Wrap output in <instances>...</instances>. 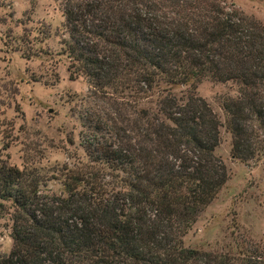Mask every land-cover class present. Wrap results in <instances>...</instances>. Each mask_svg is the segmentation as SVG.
Instances as JSON below:
<instances>
[{
  "label": "trees",
  "instance_id": "16d2710c",
  "mask_svg": "<svg viewBox=\"0 0 264 264\" xmlns=\"http://www.w3.org/2000/svg\"><path fill=\"white\" fill-rule=\"evenodd\" d=\"M57 1L68 78L107 110L80 114L86 161L49 178L9 164L1 144L11 246L0 264H264L256 245L232 254L182 241L228 178L219 128L232 159L264 158V24L224 0ZM204 80L233 87L218 98L222 122L196 94Z\"/></svg>",
  "mask_w": 264,
  "mask_h": 264
},
{
  "label": "rangeland",
  "instance_id": "374dc122",
  "mask_svg": "<svg viewBox=\"0 0 264 264\" xmlns=\"http://www.w3.org/2000/svg\"><path fill=\"white\" fill-rule=\"evenodd\" d=\"M224 1L264 24V0ZM61 21L57 0H0V147L8 143L2 154L9 164L35 168L46 178L62 166L86 161L79 116L86 108L107 110L89 97L85 80L68 78L67 60L59 54ZM42 29L48 37L37 42ZM196 94L222 122L218 98L234 94L231 84L204 80ZM229 148V134L221 126L214 154L228 178L183 236L187 248L232 254L240 247L264 248V158L241 163L231 158ZM44 189L58 194L61 186L48 180ZM10 214L9 205L0 208V255L11 246Z\"/></svg>",
  "mask_w": 264,
  "mask_h": 264
}]
</instances>
